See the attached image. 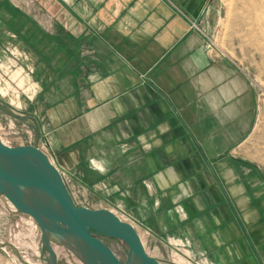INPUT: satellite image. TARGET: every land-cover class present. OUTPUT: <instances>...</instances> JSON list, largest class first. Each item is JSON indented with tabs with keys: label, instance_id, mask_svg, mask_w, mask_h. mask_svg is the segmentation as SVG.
<instances>
[{
	"label": "crops",
	"instance_id": "obj_1",
	"mask_svg": "<svg viewBox=\"0 0 264 264\" xmlns=\"http://www.w3.org/2000/svg\"><path fill=\"white\" fill-rule=\"evenodd\" d=\"M38 3L46 22L33 16L16 39L40 87L35 140L46 124L87 191L175 228L214 264H264V172L244 143L253 95L191 27L198 1Z\"/></svg>",
	"mask_w": 264,
	"mask_h": 264
},
{
	"label": "rangeland",
	"instance_id": "obj_2",
	"mask_svg": "<svg viewBox=\"0 0 264 264\" xmlns=\"http://www.w3.org/2000/svg\"><path fill=\"white\" fill-rule=\"evenodd\" d=\"M197 3L194 21L206 46L234 63L248 80L254 100V120L245 145L250 157L264 172V0H190ZM38 0H0V140L10 146L19 144L43 146L47 156L60 171L68 193L76 205L106 208L138 232L146 252L159 264H214L205 251L194 248L188 236L176 229H159L138 219L119 197L100 198L82 186L67 167L61 165L63 153L50 149L49 132L42 123L35 140L39 116L34 102L40 93L32 65L33 52L18 46L16 39L23 23L24 31L33 16L43 18ZM194 8V9H195ZM195 12V11H194ZM17 13L21 20L14 19ZM41 13V14H40ZM29 19V20H28ZM24 38H29L24 36ZM26 43V42H25ZM31 143H28V142ZM93 168L96 166L90 162ZM99 238L114 252L121 263L128 260L127 245L117 238ZM55 264H85L76 251L64 241L51 237ZM72 246V245H71ZM48 254L41 243L37 223L22 214L0 195V264H46Z\"/></svg>",
	"mask_w": 264,
	"mask_h": 264
},
{
	"label": "water",
	"instance_id": "obj_3",
	"mask_svg": "<svg viewBox=\"0 0 264 264\" xmlns=\"http://www.w3.org/2000/svg\"><path fill=\"white\" fill-rule=\"evenodd\" d=\"M0 195L37 223L48 254L46 264L56 262L51 237L67 239L85 264H123L100 235L127 245L126 264H159L131 223L106 208L76 205L59 170L34 145L8 146L0 140Z\"/></svg>",
	"mask_w": 264,
	"mask_h": 264
},
{
	"label": "built area",
	"instance_id": "obj_4",
	"mask_svg": "<svg viewBox=\"0 0 264 264\" xmlns=\"http://www.w3.org/2000/svg\"><path fill=\"white\" fill-rule=\"evenodd\" d=\"M192 27L198 29V27L196 26V24L192 23ZM3 142V141H2ZM5 145H8L10 146V144H8V142H3ZM28 143H31L30 141ZM30 145H33V144H30ZM36 146L38 149H40L42 152L45 153L44 149H43V146H37V145H34ZM45 155L47 156V154L45 153ZM47 158L49 159V161L53 164V162L51 161V159L47 156ZM54 165V164H53ZM55 166V165H54ZM56 167V166H55ZM60 172V171H59ZM61 174V173H60ZM63 178V177H62ZM115 214V213H114ZM116 215V214H115ZM117 216V215H116ZM118 217V216H117ZM121 219V218H120Z\"/></svg>",
	"mask_w": 264,
	"mask_h": 264
},
{
	"label": "bare ground",
	"instance_id": "obj_5",
	"mask_svg": "<svg viewBox=\"0 0 264 264\" xmlns=\"http://www.w3.org/2000/svg\"><path fill=\"white\" fill-rule=\"evenodd\" d=\"M64 241H66L67 246H69V247H71V248L74 247V246H71L72 243H69L67 239L64 240ZM72 249L74 250V248H72ZM128 263H129V260H128Z\"/></svg>",
	"mask_w": 264,
	"mask_h": 264
}]
</instances>
